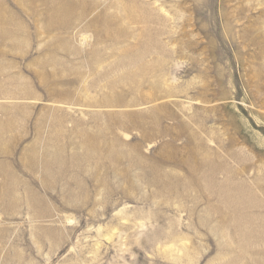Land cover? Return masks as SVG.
Masks as SVG:
<instances>
[{"label":"rangeland","instance_id":"1","mask_svg":"<svg viewBox=\"0 0 264 264\" xmlns=\"http://www.w3.org/2000/svg\"><path fill=\"white\" fill-rule=\"evenodd\" d=\"M115 1L0 0V264H264V0Z\"/></svg>","mask_w":264,"mask_h":264},{"label":"bare ground","instance_id":"2","mask_svg":"<svg viewBox=\"0 0 264 264\" xmlns=\"http://www.w3.org/2000/svg\"><path fill=\"white\" fill-rule=\"evenodd\" d=\"M56 0H52L51 2H52V5H51V2H50V0H46V4L49 6L48 8L49 9H53V10H57L58 12L59 11H62L63 12V10L65 9H70V10H72L71 8H74V7H76V3H75V0H64V2H63V4H57V2L56 3H54ZM61 1V0H60ZM80 1V0H79ZM83 1V0H82ZM132 1V0H131ZM59 2V1H58ZM133 2H134V0H133ZM133 2H131V4H128V5H126L125 4V2L123 1V0H117V1H115V2H112V4L114 3V5L116 6V7H118L120 10H127V12H129L130 14H129V19H131V20H135V17H134V15L132 14L133 13V11L137 8V6H136V3H133ZM33 3V2H32ZM54 3V4H53ZM91 4V3H90ZM98 4V3H97ZM150 4V3H149ZM86 6V5H85ZM100 6V5H99ZM139 6V5H138ZM167 6V5H166ZM141 8V7H140ZM90 9V8H89ZM86 10V9H85ZM137 10V9H136ZM138 10H140V9H138ZM73 11V10H72ZM147 11V10H146ZM148 12V11H147ZM77 13V12H76ZM93 13V12H92ZM101 14V13H100ZM103 14V13H102ZM115 14V13H114ZM85 15V14H84ZM83 16V15H82ZM128 16V15H127ZM84 17V16H83ZM262 19V18H261ZM1 20V19H0ZM263 20H264V18H263ZM108 21V20H107ZM120 21V20H119ZM122 21V20H121ZM136 21H138V20H136ZM76 23V22H75ZM122 23V22H121ZM135 23V22H134ZM189 27V26H188ZM126 29V28H125ZM99 31V30H98ZM37 32V31H36ZM124 32V31H123ZM109 33V32H108ZM121 33V32H120ZM124 34V33H123ZM109 35V34H108ZM120 35V34H119ZM142 35V34H141ZM149 37V36H148ZM139 38V37H138ZM137 38V39H138ZM123 39V38H122ZM136 40V39H135ZM239 41V40H238ZM171 47V46H170ZM145 48V47H144ZM172 48V47H171ZM93 51V50H92ZM148 51V50H147ZM141 54V53H140ZM131 59V58H130ZM138 61V60H137ZM215 168V167H214ZM200 170V169H199ZM231 178V177H230ZM256 178V177H255ZM203 179V178H202ZM57 183V182H56ZM210 183V182H209ZM54 185V184H53ZM94 185V184H93ZM229 185V184H228ZM206 186V185H205ZM219 187V186H218ZM221 187H223V186H221ZM232 186H230V188H231ZM242 187V186H241ZM172 188V187H171ZM236 188V187H235ZM239 188V187H238ZM243 188V187H242ZM263 188V187H262ZM218 189V188H217ZM219 189H220V187H219ZM245 189V188H244ZM248 189V188H247ZM246 189V190H247ZM204 190V189H203ZM220 190H222V191H224V193H222L223 195H224V197H226V198H229V196H228V194H227V190H226V186L225 187H223V188H221ZM219 190V191H220ZM231 190V189H230ZM235 190H237V188L235 189ZM245 190V191H246ZM249 190V189H248ZM247 190V191H248ZM9 191V190H8ZM31 191V190H30ZM243 191V190H242ZM258 191V190H257ZM18 192V191H17ZM235 192V191H234ZM215 193H217V192H215ZM247 193V192H246ZM7 194V193H6ZM235 194V193H234ZM17 195V194H16ZM236 195V194H235ZM237 195H238V192H237ZM247 195V194H246ZM251 195V194H250ZM7 196V195H6ZM209 197V196H208ZM242 197H243V195H242ZM3 198V197H2ZM243 198H245V197H243ZM248 198V197H247ZM241 199V198H240ZM240 199H238V200H240ZM246 199V198H245ZM244 199V200H245ZM30 200V199H29ZM242 200V199H241ZM240 200V201H241ZM249 200V199H248ZM198 201V200H197ZM230 201V200H229ZM229 201H227L228 203H229ZM32 202V201H31ZM203 202V201H202ZM221 202V201H220ZM242 202H243V200H242ZM247 202V201H246ZM2 203V202H1ZM212 203V202H211ZM245 203V202H244ZM243 203V204H244ZM13 204V203H12ZM29 204V203H28ZM9 205V204H8ZM231 206V205H230ZM233 206V205H232ZM246 206V205H245ZM11 208H13V207H11ZM217 208V207H216ZM237 208V207H236ZM17 209V208H16ZM21 209V208H20ZM18 210V209H17ZM244 210V209H243ZM248 210V209H247ZM258 210V209H257ZM192 211V210H191ZM214 211V210H213ZM217 211V210H216ZM223 211V210H222ZM230 211H232V210H230ZM225 212V211H224ZM219 213V212H218ZM220 213H221V211H220ZM227 213H228V211H227ZM227 213H225V215L224 214H222V215H224L223 217H226V219H227V217H229V216H227V215H229V213L227 214ZM231 213V212H230ZM237 213V212H236ZM244 213V212H243ZM251 213V212H250ZM233 214H234V212H233ZM205 215V214H204ZM207 215V214H206ZM232 215V214H231ZM239 215V214H238ZM208 216V215H207ZM235 217V216H234ZM218 218V217H217ZM232 218V217H231ZM237 218V217H236ZM235 218V219H236ZM209 219V218H208ZM232 220V219H231ZM252 220V219H251ZM255 220V219H254ZM204 221V220H203ZM201 225V224H200ZM235 225V224H234ZM255 226V225H254ZM237 227V226H236ZM263 227V226H262ZM261 227V228H262ZM242 228H244V227H242ZM237 229V228H236ZM215 230V229H214ZM239 230V229H238ZM259 231V230H258ZM246 232V231H245ZM243 234V233H242ZM245 234V233H244ZM240 235V234H239ZM246 235V234H245ZM173 236V235H172ZM230 237V236H229ZM248 238V237H247ZM241 240V239H240ZM245 241V240H244ZM241 242V241H240ZM244 247V246H243ZM242 247V248H243ZM231 249V248H230ZM196 256V255H195ZM228 257H229V255H228ZM243 257H244V255H243ZM237 258V257H236ZM235 259V258H234ZM239 259V258H238ZM237 259V260H238ZM264 259V258H263ZM263 261V260H262ZM223 262V261H222ZM237 262V261H236ZM240 262V261H239Z\"/></svg>","mask_w":264,"mask_h":264}]
</instances>
